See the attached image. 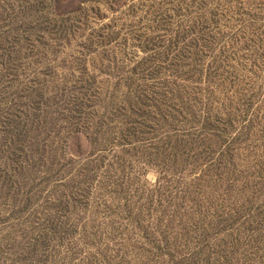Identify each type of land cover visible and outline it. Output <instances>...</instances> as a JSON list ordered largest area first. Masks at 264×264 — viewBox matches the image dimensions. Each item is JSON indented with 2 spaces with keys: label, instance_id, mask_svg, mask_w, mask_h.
<instances>
[{
  "label": "rangeland",
  "instance_id": "obj_1",
  "mask_svg": "<svg viewBox=\"0 0 264 264\" xmlns=\"http://www.w3.org/2000/svg\"><path fill=\"white\" fill-rule=\"evenodd\" d=\"M0 264H264V0H0Z\"/></svg>",
  "mask_w": 264,
  "mask_h": 264
}]
</instances>
